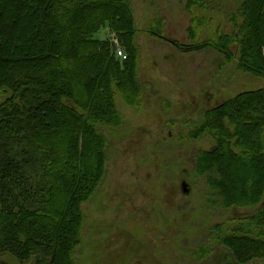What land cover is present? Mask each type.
I'll use <instances>...</instances> for the list:
<instances>
[{
	"label": "trees",
	"instance_id": "1",
	"mask_svg": "<svg viewBox=\"0 0 264 264\" xmlns=\"http://www.w3.org/2000/svg\"><path fill=\"white\" fill-rule=\"evenodd\" d=\"M214 1L189 6L207 12ZM219 5L233 33L218 31L189 50L215 49L230 59L236 48L240 68L264 80V0ZM201 27L192 24L191 38ZM103 30L126 61L113 39H95ZM136 34L127 0H0V264H9L5 256L20 264H79L83 205L107 171L102 130L123 128L118 95L133 107L142 94ZM188 126L189 138L213 143L195 163L196 175L207 176L211 203L225 211L256 209L213 227L199 260L217 245L234 264L263 263L264 89Z\"/></svg>",
	"mask_w": 264,
	"mask_h": 264
},
{
	"label": "rangeland",
	"instance_id": "2",
	"mask_svg": "<svg viewBox=\"0 0 264 264\" xmlns=\"http://www.w3.org/2000/svg\"><path fill=\"white\" fill-rule=\"evenodd\" d=\"M127 1L142 94L133 107L118 95L123 128L102 130L110 146L107 171L95 198L83 205L79 264H234L223 247L214 246L205 260L198 258L200 249L213 227L256 209L225 211L211 203L207 176L196 175L195 163L213 143L189 138L188 125L242 94L263 90L264 80L240 68L236 48L230 59L215 49L189 50L218 31L233 33L218 9L221 0L207 12L191 9L192 0ZM198 22L202 27L191 38ZM112 38L107 30L95 36ZM2 261L20 264L10 256Z\"/></svg>",
	"mask_w": 264,
	"mask_h": 264
},
{
	"label": "built area",
	"instance_id": "3",
	"mask_svg": "<svg viewBox=\"0 0 264 264\" xmlns=\"http://www.w3.org/2000/svg\"><path fill=\"white\" fill-rule=\"evenodd\" d=\"M118 56L126 59L125 53L122 50H118Z\"/></svg>",
	"mask_w": 264,
	"mask_h": 264
},
{
	"label": "water",
	"instance_id": "4",
	"mask_svg": "<svg viewBox=\"0 0 264 264\" xmlns=\"http://www.w3.org/2000/svg\"><path fill=\"white\" fill-rule=\"evenodd\" d=\"M183 192H184L185 194H189V191H188V189H187V184H186V183L183 184Z\"/></svg>",
	"mask_w": 264,
	"mask_h": 264
}]
</instances>
